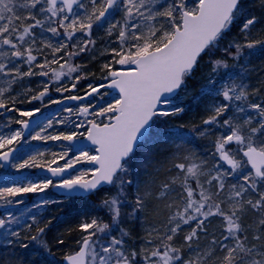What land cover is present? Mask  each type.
I'll use <instances>...</instances> for the list:
<instances>
[{
  "label": "snow or ice",
  "instance_id": "1",
  "mask_svg": "<svg viewBox=\"0 0 264 264\" xmlns=\"http://www.w3.org/2000/svg\"><path fill=\"white\" fill-rule=\"evenodd\" d=\"M259 6L264 9V0H259ZM241 15L243 42L234 40L220 50V41ZM259 23L260 18L246 13L242 0H0V116H6L0 123V169L36 168L61 178L58 183L45 179L0 187V202L4 206L21 205L25 201L18 197L45 193L49 188L65 190L68 198H86L106 187L116 189L114 195L105 192L100 202L109 222L94 217L68 230V235L73 231L80 235L75 240L77 250L63 254L64 264H264V101H250V95H257L260 89L249 92L244 66L239 65L257 52L264 53V38H250ZM94 27L104 28L109 37L116 34L113 43L117 47L106 49L111 59L102 65L105 74L101 79L108 83H89L84 95L66 96V100L88 99V103L75 112L64 108L69 117L55 121L63 125L76 115L83 119L74 128L86 124V131L50 133L54 127L51 119L42 127V121H35L40 127L36 131L30 121L48 106L44 98L49 97L48 104L63 102L49 96L52 81L60 82L64 76L74 81L70 88L55 87L60 93L76 89L80 80L88 78L80 72L81 65L70 61L95 47ZM217 50L223 55L211 58ZM205 55L210 57L212 75L201 88V97H222L223 102H213L211 114L202 121L206 127L194 130L200 136L211 135L213 126L223 131L214 141L211 163L194 159L189 152L183 157L187 163L173 165L179 174L154 193V176L149 174V179L141 181L138 166L155 160L157 144L182 137L172 127H158L157 120L184 111L179 106L170 111L160 106L173 104L174 95L186 86ZM230 60L242 68L239 83L227 71ZM53 64H59V70L52 68ZM49 72L52 79L43 82L42 90L33 93L29 87L14 91V86L22 85L26 78L48 77ZM72 73L79 74L72 77ZM216 76L220 79H214ZM107 88L118 95L105 100L108 92L101 89ZM33 101H40L41 107H17ZM229 112L233 115L221 123L220 118ZM13 124L20 127L13 129ZM81 138L94 146L95 154L76 148ZM22 141H61L70 147L61 144V151L49 150L50 158L37 150L14 162ZM181 151L177 146L175 152ZM78 164L92 167L64 178ZM156 165L158 172L161 162L156 161ZM177 184L179 191L174 187ZM133 185L136 195L129 204L126 190ZM152 200L168 201L166 220L162 226L146 229L139 250L129 249L125 240L129 233L119 227L121 208L130 206L128 215L137 217ZM51 202L42 200L32 207ZM249 211L257 217L250 224L244 222ZM25 215L8 212L0 218V240L5 242L3 247L27 250L31 245L33 250L28 255L35 258L25 260L21 259L25 253L13 254L11 259L0 257V264H44L41 257L54 255L47 239L51 220L43 222L30 209L27 218ZM215 218L224 229L219 238L209 232ZM202 239L208 241L204 246ZM55 244L65 245V238L58 236Z\"/></svg>",
  "mask_w": 264,
  "mask_h": 264
},
{
  "label": "trees",
  "instance_id": "2",
  "mask_svg": "<svg viewBox=\"0 0 264 264\" xmlns=\"http://www.w3.org/2000/svg\"><path fill=\"white\" fill-rule=\"evenodd\" d=\"M243 7L246 10V13L248 15H255L258 18H260V23L256 26L255 29L252 31V35L250 38H264V9H262L259 6V0H242ZM244 19V15H241L240 18L233 24L231 30L223 37V39L220 41L219 49L222 50L226 48L232 41H240L243 42V35L240 31V24L242 20ZM95 28V27H94ZM50 35V34H49ZM92 39L95 41V47L96 49L93 52L94 56H90L92 54L89 53L88 55H85L87 58H94L95 60H100L102 64L107 63L110 61L111 56L108 54L106 49H110L114 46H117L116 43H113L116 39V34H114L112 37H109L106 35V32L102 29L95 28L93 30ZM217 50L215 52V56L211 57L213 59L219 58L223 55L222 51ZM81 56H84V54H81ZM40 58V57H39ZM51 58V57H49ZM92 58V59H93ZM208 58V62L210 61V57L205 55L202 59ZM70 63L76 65L75 60H71ZM210 63V62H209ZM237 62L235 61H229V68L231 71H234L235 74L241 75L243 73H246L245 83L248 84L249 92L251 93L252 89L260 88L262 89V94L264 95V53H259L245 58L241 61H239V65L244 66L243 67V73L242 68L240 66H233ZM93 65L92 71H87V74L89 75L88 78H94L96 83H99V80L101 82H104V80L98 77L100 74H102L100 71H97L100 66H96L95 61H86L85 66H88V68H91V65ZM81 65V68H83V64ZM26 70V69H25ZM81 72V71H80ZM97 78L90 77V74L95 73ZM83 73V72H82ZM79 74V73H77ZM76 73H72V77H75L77 75ZM84 74V73H83ZM237 77V76H236ZM47 77H40L35 76L30 79L26 78L25 83L23 85H15L14 89H16L18 86L19 88H31L33 93H36L40 90H42L43 82H45V79ZM36 80L33 82V80ZM83 80V79H82ZM198 81V80H197ZM237 81V79H236ZM63 82V81H62ZM59 83L56 85H65L66 83ZM188 84L190 82V87L194 90V95H191L190 98H187L184 100V103L182 108H184V111L179 114L178 116L173 117H160L157 120V125L160 128H176L175 130L180 132L182 134L181 136L173 137V140L167 141L164 143H160L156 145V157L155 160L149 161L145 160L142 165H139L138 167V173H139V179L141 181L149 179V174H152L154 176V183L152 185L153 192L156 193L158 188L163 184L170 180V171L169 169L174 168L173 170H177L173 165L176 163H183L182 155L188 154L191 152L193 154L194 159L198 158L199 156H202L201 159H205L204 155L206 154L203 149H205L204 146L211 144V142L214 141L217 135H219L220 131H223V129L217 130L215 126L211 129V135H208L209 140L205 138H202V136L199 135L197 131H195V128H204L202 124L203 116H200L202 110L199 100L200 89H198V85H200L198 82H196V79H192L191 77L187 80ZM1 84V83H0ZM83 83H78L77 88L70 91V92H56L55 91V85L50 86V92L49 96L51 99H60L65 95L73 94L74 92L80 91V86L83 85ZM202 84V83H201ZM3 85V83L1 84ZM57 87V86H56ZM60 87V86H59ZM64 87V86H63ZM62 87V88H63ZM23 89V90H24ZM198 89V90H197ZM15 91V90H14ZM260 92L257 94L259 95ZM31 94V93H30ZM261 96V95H260ZM250 97H256L251 96ZM49 98V97H48ZM17 107H19L17 105ZM23 109V108H22ZM6 118L2 120L4 122ZM180 125H184V128H179ZM202 138V139H201ZM201 144V145H200ZM179 146L182 151L179 153L175 152L176 147ZM47 151L46 153H48ZM173 154H175V158H173ZM47 156V155H46ZM156 161L161 162L160 170L157 172L156 169ZM142 174V175H141ZM132 188H129V191H131ZM35 195L33 193L24 194L22 197H18L17 199H23L25 201L24 204L21 205H11V206H4L1 202L0 204V210H3L5 214L8 212H12L14 214H20L21 212H24L27 217V213L29 209L31 210V214L37 215V218L42 220L43 222H48L51 220V224L49 225V229L47 231V239L52 246L53 249V256H47V257H41V259L44 261V264H60V261L63 257V254L65 252L73 251L77 249V245L75 244V240L79 237L80 233L78 231H73L71 235H68L69 229H75L76 226L84 219L77 220L76 219V213L79 210V207L85 208L86 213V219H91L96 216L94 214L97 211H101V213L106 212L107 210L100 207L101 200L95 202L94 204L91 203L89 200L86 201V206H84L85 201H79L76 199H68L64 200L62 202L58 201H52L51 203L47 205H43V207L39 208H29L30 201L33 205V198ZM168 201L165 200H152L150 201L148 207L145 209V214L142 216L143 218L140 219V215L137 214V217H132L130 215L126 214V210L121 211V216L124 220V227L123 229L129 233V235L126 237V239L130 240L131 236L134 238L142 239L146 236V229H149L152 226H162L163 223L166 220V209L165 204ZM90 206H93L90 207ZM251 212H248L246 216L244 217L245 223H253L254 221H250L253 218H257L256 216H251ZM149 216H157V219H149ZM3 218V217H2ZM128 218H131L134 222L132 224L131 222H128ZM136 219H138L140 222L139 224H136ZM150 222V226H148L146 223ZM152 222V224H151ZM132 224V225H131ZM188 231V228L185 227V232ZM224 231V229L221 227L220 230L216 231V236L219 238L221 232ZM26 233L22 232V235ZM63 236L65 238L66 244L63 246H57L55 244V239L58 236ZM184 235V232L180 233V238H182ZM130 237V238H129ZM210 239V237H209ZM127 240V241H128ZM24 243H28V241H23ZM178 244L180 243V239L178 238L176 241ZM208 243L206 239L201 240V245L204 246ZM32 246H29V249H21L16 246H8L3 247V245H0V257H3L5 259H11L13 254L15 256H20L21 253H25L24 256L21 257V259L29 260L33 259L35 257H32L28 254L32 252Z\"/></svg>",
  "mask_w": 264,
  "mask_h": 264
},
{
  "label": "rangeland",
  "instance_id": "3",
  "mask_svg": "<svg viewBox=\"0 0 264 264\" xmlns=\"http://www.w3.org/2000/svg\"><path fill=\"white\" fill-rule=\"evenodd\" d=\"M115 18L116 19H120V14H116ZM105 27H107V26L105 25ZM100 29H102L103 31H105L104 28H100ZM114 47H117V46H114ZM95 50L96 49H94V48H90V50L87 53H84V56H81L80 55L78 57L73 58V60H75L76 65L83 64V68H81L80 71L83 72L85 75H87V77H89V75L87 74V71L88 70L89 71H92L93 70V65L90 64L91 65V68H88L89 65L88 66H85V63H86V61H92V62L95 61V63H96L95 65L96 66H100L98 68V70H97V71H100L102 73V74H100L98 76L100 78V76H102V75L105 74L102 71V65H103L102 62L100 60H95L93 57H92L93 58L92 59V58H87L85 56V55H88L91 52H92V54L90 56H94L93 55V52ZM38 60L39 61H42V57H40V58L38 57ZM61 63H62V61H61ZM51 67L54 68V69L59 70V64H53V65H51ZM114 67L119 68L120 66L119 65H114ZM224 71H225L224 69H221V72H224ZM227 71L230 74H233V75L237 76L236 77L237 83L240 82V76H241L240 74L239 75L235 74V72L234 71H231L230 68H228ZM211 75H212V65L208 62V58L201 59L199 61V64L197 65V67L193 71L192 76H191L192 79H196V82H198L200 84V85H198V89H200V93H201V88L208 83L209 76H211ZM94 76L97 78L96 72L93 73V74L92 73L90 74V77H94ZM51 79H52V73L49 72V76L45 79V82H48ZM214 79L219 80L220 77L219 76H216V77H214ZM34 81H36V80L34 79L33 82ZM61 82L62 83L65 82L66 84L65 85H56V84H59ZM73 82L74 81L72 79H70L68 76H64V77L61 78V81L60 82L52 81V84L51 85H55V87L56 86H60V87H63L64 86V87H69L70 88L71 87V84ZM83 82H84L83 85H79L80 86V91H77V94H75V95H84V92L87 90V85L89 83H92V84L106 83L105 80H104V82H101V80H99V83H96L95 80H94V78H87V79L80 80L79 81V84L80 83H83ZM0 83L2 84V81H0ZM24 83L25 82H23V84ZM1 84H0V86H3ZM18 85H21V84H18ZM217 87H219V85H217ZM23 89L24 88H21V87L19 88V86H18L14 90L18 92V91H23ZM194 90L195 89H192L190 87V82H189V84L187 82L186 83V86L185 87H182L180 89L179 93L175 97H173V104H171V105H163L162 110H169L170 111L172 109V107H174V106L182 107L183 106L182 103H184V100H186L187 98H190L191 95H194ZM260 90H261V93L259 95H251V96H256V97H249V99H250L251 102H261V101H264V95L262 94L263 91H262V89H260ZM101 91L104 92V91H107V90L101 89ZM107 92H108V96H106L104 99L105 100H111L112 97H113V94H111L109 91H107ZM195 92H196V90H195ZM199 98H200V100H199L198 103H200L201 110H202L200 116H203V119L208 118V116L211 114V112L209 111V109L211 108V105H212L213 102H215V103H221V102H223V98L222 97H215V99H214V96L205 95V96H202L201 97V94H200L199 95ZM93 102L94 103H97L98 102V98H97L96 101H93ZM43 103L44 104H47L48 106L41 108V111L45 110L46 112H48L49 116H48V118L40 126L42 127L45 124H47V121L49 119L53 120L54 127L52 129H49V132L50 133L51 132L61 131V130H64V131L75 130L77 132H85L86 131V128H87V125L86 124H85V127H82V128H79V129L74 128V124L75 123H79L80 120L83 119L82 117H77L76 115H72L70 117V122H66V124H63V125L56 124L55 121L60 120L62 118H68L69 117V113L65 112L63 108H62V110H59L58 104H48V97H45L44 98ZM87 103H88V99H85L83 101H79L76 104L69 105V106H65L64 108H66V107L72 108L74 110V112H75V110L81 104H85L86 105ZM18 106L20 108H23L24 110H29V109H32L33 107H41V102L40 101H33L32 104H28L27 102H25L24 104L18 105ZM9 115H13V114H9ZM230 115H233V112H229V113H227V115L225 117H221L220 118L221 123H222V121H223L224 118H227V116H230ZM3 118H6V116H4ZM13 125H14V126H12L13 129L19 128L16 124H13ZM174 129H176V128H174ZM35 130L36 131H39L40 130V127L37 126L35 128ZM5 131H7V129H5ZM205 137H206L207 140H209V137L208 136H202V138H205ZM215 139H214V141H215ZM214 141L211 142V144L204 146L205 149L202 150V151H204L206 153L204 155V158L205 159H208L210 163H211V153L214 152ZM21 143H22L21 145H22V148L23 149L20 152V154L17 156V160L14 161V162H20V159L27 158V155L28 154L35 153L37 150L43 151V149H44L45 152H47L49 150L50 151L59 152V151L62 150L61 149V144H63V146L65 148L69 147L68 145H66L65 142H61V141H58V142H52V141H47V142H44V141H30V144H24V142L22 141ZM39 145H42V146H39ZM85 151H89L90 154H95L94 149H87ZM46 155H47V153H46ZM69 155L71 156L72 153H70ZM185 155H187V154H183L182 155V160L181 161L183 163H187L183 159V157ZM46 158H50V155H47ZM201 158H202V156H199V159L198 158H196V159L197 160H201ZM60 163H63V161H61ZM87 168H90V166H88L87 164H78V165L75 166V171L72 172L71 175H75L79 171H82V170L87 169ZM173 169L174 168H171V169H169L170 171H168V172H170L171 178L174 177V176H177L179 174V170L178 169L177 170H173ZM11 171L14 172V173H19L21 171H25L27 173V175L24 176L23 178H18V179H13V180H10V181H6V183H4L3 185H1L0 187H3V186H12L13 184H23V183H27L29 181H37L38 182V181H41V180L48 179V178L44 177L43 174H41L42 173L41 172L42 171L41 169L33 168V169H21V170L17 171L16 169L11 168ZM192 183L194 185L195 182L192 181ZM174 187H176L177 188V191H179V185L178 184L175 185ZM159 189H160V187L158 188V190L156 191V193L159 192ZM105 192H107L108 195H114L115 192H116V189L112 188V189H107L105 191L100 192V194L98 196V198L100 200H102V198L104 197ZM33 194L35 195V199H34L35 203L34 204H41V201L42 200H49V201H51L50 198H49L50 195L48 194V191L47 190H46L45 193H40V194L33 193ZM135 195H136L135 185H133L131 191H129V189L126 190V198L129 201V204H131V203L134 202L133 201V198H134ZM31 203L32 202L30 201V204L28 206L29 208H33ZM0 204H1V202H0ZM122 210H126V214L128 215L131 212V207L128 206V205H126V206H124V207L121 208V211ZM4 212H3V210H0V218L4 217L6 215ZM144 212L145 211H143L141 213H138L140 215V219L143 218L142 216H144V214H145ZM249 212H251V211H249ZM251 214L253 216H256L252 212H251ZM166 215H167V212H166ZM25 218H27V217H25ZM149 219H157V216H154V217L153 216H149ZM124 220L125 219H123L122 216H120V225H119V227L122 228V229L125 226L124 225ZM255 220H256V218H253L250 221H255ZM131 221H132V224H134L133 220L131 218H128V222H131ZM135 221H136V224H139V222H140L138 219H136ZM146 224L148 226H150V222H148ZM151 224H152V222H151ZM220 229H221L220 219L219 218L213 219L212 226L210 227L209 232L216 234V231L217 230H220ZM117 234L118 233H116V232L113 233V235H117ZM125 240H126V246L129 249L136 248L137 250H139V248L141 247L142 239H138L136 237L133 238L131 236V239L130 240L126 239V237H125ZM4 244H5V242L3 240H0V245H4Z\"/></svg>",
  "mask_w": 264,
  "mask_h": 264
},
{
  "label": "water",
  "instance_id": "4",
  "mask_svg": "<svg viewBox=\"0 0 264 264\" xmlns=\"http://www.w3.org/2000/svg\"><path fill=\"white\" fill-rule=\"evenodd\" d=\"M108 83V82H107ZM108 90H110V91H112V93H115V94H117L118 95V93H116L115 92V90H113V89H111V88H107ZM179 91V90H178ZM177 91V92H178ZM177 94V93H176ZM175 94V95H176ZM174 95V96H175ZM74 101H70V100H63V102L61 103V105H64V104H70V103H73ZM162 107V105L160 106V108ZM42 119V115H37V116H34L33 118H32V121H30V123H31V127L32 126H34V124H36L35 123V121H40ZM87 147H94L93 145H91L90 144V142H88V141H86V140H84L83 138H81V140L80 141H77L76 142V148H82V149H84V148H87ZM76 148H74L73 149V151H76ZM8 167H5L4 169H7ZM72 170H69V172H71ZM45 174L47 175V176H49V177H51V178H53V179H55V180H59V179H61L60 177H52L51 176V174L50 173H48L47 171H45ZM68 173H65L64 174V177L67 175ZM11 175H6V174H4V175H0V180H2V179H5V178H8V177H10ZM53 191H55L56 193H58L59 195H64V196H67L66 195V193H65V190H63V189H53ZM62 262H63V259H62ZM63 264H64V262H63Z\"/></svg>",
  "mask_w": 264,
  "mask_h": 264
},
{
  "label": "bare ground",
  "instance_id": "5",
  "mask_svg": "<svg viewBox=\"0 0 264 264\" xmlns=\"http://www.w3.org/2000/svg\"><path fill=\"white\" fill-rule=\"evenodd\" d=\"M93 149H94V147H92ZM107 189H109V188H105V190H107ZM104 190V191H105ZM99 194H100V192H98L96 195H89V196H87L86 198L84 197V196H78V197H72V198H68L67 197V200L68 199H76V200H79V201H83V203H84V201H85V204H84V206H86V201H90L91 203H93L94 204V201L95 202H97V201H99L100 199L98 198V196H99ZM90 207H92L93 208V206H90ZM76 219L77 220H81V219H86V213H85V208L84 207H79V210H78V212L76 213ZM94 216H96V217H98V218H100L102 221H104V222H108V221H110V217H109V215H108V213L107 212H104V213H101V211L99 212V211H97L95 214H94ZM60 264H63V262L61 261L60 262Z\"/></svg>",
  "mask_w": 264,
  "mask_h": 264
},
{
  "label": "flooded vegetation",
  "instance_id": "6",
  "mask_svg": "<svg viewBox=\"0 0 264 264\" xmlns=\"http://www.w3.org/2000/svg\"><path fill=\"white\" fill-rule=\"evenodd\" d=\"M18 147H19V151L22 150V145H21V144H20ZM19 154H20V153H19Z\"/></svg>",
  "mask_w": 264,
  "mask_h": 264
}]
</instances>
